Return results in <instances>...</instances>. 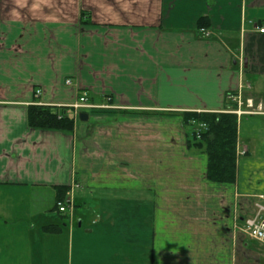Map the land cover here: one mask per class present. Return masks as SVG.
I'll return each instance as SVG.
<instances>
[{
  "label": "crops",
  "instance_id": "0c3cea01",
  "mask_svg": "<svg viewBox=\"0 0 264 264\" xmlns=\"http://www.w3.org/2000/svg\"><path fill=\"white\" fill-rule=\"evenodd\" d=\"M262 28L264 0H0V264H52L34 249L69 227L66 264H84L73 228L94 187V225L110 209L105 223L122 216L144 247L152 223L155 250L127 254L129 264H264V245L234 228L264 205ZM241 84L263 112L238 119L235 183H214L181 117H167L223 111ZM84 93L115 107L74 111ZM37 103L72 109L74 131L31 128ZM61 187L73 220L55 207Z\"/></svg>",
  "mask_w": 264,
  "mask_h": 264
},
{
  "label": "trees",
  "instance_id": "16d2710c",
  "mask_svg": "<svg viewBox=\"0 0 264 264\" xmlns=\"http://www.w3.org/2000/svg\"><path fill=\"white\" fill-rule=\"evenodd\" d=\"M81 22L91 23L88 12L82 11ZM198 27L200 31L208 29V19L201 17ZM231 107L232 103L229 102L224 105L225 109ZM72 111L69 107L32 104L28 107V124L33 129L72 133L75 128ZM183 123L191 129L188 131L187 146L200 150L207 156V178L214 183H235L238 158L237 116L226 111H187L183 114ZM58 190L57 202L65 198L68 188L61 187ZM55 207L59 212L58 206ZM45 229L51 233L60 231V228L54 225Z\"/></svg>",
  "mask_w": 264,
  "mask_h": 264
},
{
  "label": "rangeland",
  "instance_id": "374dc122",
  "mask_svg": "<svg viewBox=\"0 0 264 264\" xmlns=\"http://www.w3.org/2000/svg\"><path fill=\"white\" fill-rule=\"evenodd\" d=\"M107 102H109L108 99H107ZM111 105L112 107L108 109H113L115 107L112 103ZM207 112H211V111H207ZM184 113L185 112H182L181 115L179 116L170 115L169 117H167V119H170L169 121L172 122L173 126H176V124H179L180 117L183 123ZM185 127L188 131L191 130L190 127H187L186 125ZM94 188L95 189L93 188L88 189L89 190V194H88L89 198H87L88 204L83 205L85 208L84 210H81L82 208L80 209L81 210L80 213H82L81 214V219H82L81 226L76 224L73 228L75 229V231H78L82 235L81 237L77 234H75L74 236V242H73L74 262L76 263L78 260V257H77L78 252H81L82 254L85 255L82 261V263L84 264H122V263L129 264L131 263V261L128 259L126 260L127 254L129 255L132 253L134 256H136L137 253H139V254L145 255V251L147 250L149 254H152V250H155L156 248L155 243L153 241L152 223L150 224V229L148 230L145 229L143 236H139V239L142 238V240L144 239V241L147 239V237H149L150 244L149 245L144 244V247L142 246L138 247L136 240L132 238L131 234L129 235L130 229L128 228L126 223L122 220V216L121 218H117L116 225L114 226V228L112 224L111 225L109 224V222L105 223V221L108 220L109 214L111 213L110 209L106 210V212L104 213L105 214L104 218L97 217V220L101 222L98 223L97 225H94V222H93L94 218L96 216L101 215L99 214L100 212L96 211L97 207L95 205V202L97 198L99 197V192L97 191L96 187ZM82 190L84 191V189ZM92 191H94L93 194H90L92 193ZM108 193L109 194H114V193L122 194L123 192L121 190H116V191H110ZM19 198L20 197L18 196V199ZM35 203L37 202L33 201L32 204H35ZM121 205L122 204L120 201H117L115 204L113 203L111 207L112 212L113 211L117 212L120 209ZM90 206L91 208H89ZM108 211L110 213H108ZM118 213L119 212H117V215ZM83 214H86V218L84 217ZM133 221L135 222L136 219ZM37 227H39V224L37 225ZM68 229L66 228L65 233L63 235H59V236L53 235L51 238L52 240L48 241L46 243V246H43L40 242V244L36 246L34 251H36L37 253H40V251H43L42 254H44V257L48 256L49 261L52 260V264H66V256H67L68 251H70V258L72 257L71 256L72 254L71 235H70V250H68L67 248V245H68L67 232L69 231ZM133 232L134 233L139 232L141 234V230H135L134 228H133ZM20 236L24 237L22 233ZM129 236L132 240L131 242H130ZM19 247L23 249L26 246L24 244H20ZM26 255H28V253H26ZM37 257L39 258V256Z\"/></svg>",
  "mask_w": 264,
  "mask_h": 264
},
{
  "label": "built area",
  "instance_id": "2783aa9c",
  "mask_svg": "<svg viewBox=\"0 0 264 264\" xmlns=\"http://www.w3.org/2000/svg\"><path fill=\"white\" fill-rule=\"evenodd\" d=\"M261 32H264V28L261 29ZM67 84H71V81L67 80ZM247 87H249L247 84H241L236 92L227 95V100L234 105V107L227 112L233 113L238 117H242L243 115H255L263 112L262 104H256L252 97L244 96L243 90ZM39 94L40 91H37L36 95L39 96ZM110 100L111 98L108 99L109 102L107 104L101 106L87 104V97L84 93L73 106L76 110L83 107H101L108 109L112 107ZM198 137H200V135H198ZM261 198L264 199V196H261ZM57 206L61 213L68 214L71 219L73 218L74 208L71 203L68 204L58 201ZM257 208V212H255L253 216L246 217L240 223L237 222L234 228L235 230H240L247 237L264 245V205L258 204Z\"/></svg>",
  "mask_w": 264,
  "mask_h": 264
},
{
  "label": "water",
  "instance_id": "95a60500",
  "mask_svg": "<svg viewBox=\"0 0 264 264\" xmlns=\"http://www.w3.org/2000/svg\"><path fill=\"white\" fill-rule=\"evenodd\" d=\"M79 117H80L81 120H87V119H88V114H86V113H81V114L79 115Z\"/></svg>",
  "mask_w": 264,
  "mask_h": 264
}]
</instances>
